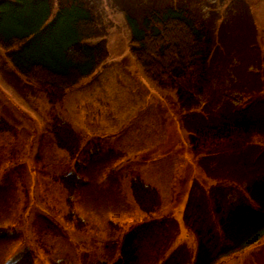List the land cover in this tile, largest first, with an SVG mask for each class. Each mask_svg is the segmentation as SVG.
Wrapping results in <instances>:
<instances>
[{
    "label": "rangeland",
    "instance_id": "obj_1",
    "mask_svg": "<svg viewBox=\"0 0 264 264\" xmlns=\"http://www.w3.org/2000/svg\"><path fill=\"white\" fill-rule=\"evenodd\" d=\"M53 1L50 20L58 10ZM86 1L97 13L102 35L96 39H104L107 55L56 108L81 135L74 158L55 143L52 110L42 91L25 82L0 49V119L11 127L0 131V229L5 230L0 264L13 263L25 250L34 264L110 263L126 230L148 217L168 227L161 264H191L197 240L184 217L197 210L202 224L218 234L212 199L246 197L242 183L253 169L264 175V156L253 163L247 152L249 142L264 151V126L247 143L225 147L214 157L195 156L186 113L174 93L151 82L130 52L125 15L129 8L142 14L154 5L184 3L191 16L213 29L214 45L229 56H217L218 72L202 94L203 103L220 97L209 105L214 104L209 115L235 114L223 98L228 94L235 108L251 101L249 108L257 109L252 115L259 113L264 123V0ZM67 172L81 179L71 192L58 181ZM135 177L157 190L158 211L146 213L136 204L130 189ZM215 264H264V237Z\"/></svg>",
    "mask_w": 264,
    "mask_h": 264
},
{
    "label": "trees",
    "instance_id": "obj_2",
    "mask_svg": "<svg viewBox=\"0 0 264 264\" xmlns=\"http://www.w3.org/2000/svg\"><path fill=\"white\" fill-rule=\"evenodd\" d=\"M53 2L0 0V49L19 76L42 91L52 110L51 131L55 143L74 158L81 148V135L56 108L62 106L68 90L100 67L107 52L104 39H96L101 37L102 30L90 2L56 0L58 10L50 20ZM154 6L142 14L127 9L125 20L130 30V52L151 82L174 93L180 109L186 113L183 116L190 130L188 144L191 152L203 159L214 157L225 147H237L247 143L250 136L261 134L264 123L259 113L252 115V110L257 112V109L249 108L251 101L244 107L235 108L233 99L226 94L223 98L228 99L235 114L223 115L215 110L213 117L209 115L208 107L217 105L220 97L211 96L203 103L202 94L214 73L218 72L215 70L217 56L229 58L227 52L214 45L213 29L191 16L184 3L181 6H172L171 3L159 6L161 8ZM211 102L214 104L209 106ZM204 105L207 112L201 108ZM10 128L0 119V131ZM250 143L252 150L247 152L252 153L254 163V160L263 158L264 151L256 150ZM204 166L207 175L214 177L213 169L209 170L205 163ZM58 181L71 192L81 179L75 172H67ZM242 184L246 197L232 201L227 196L223 202L212 199L214 213L218 215L217 235L202 224L199 211L184 217L185 226L197 240L191 264H215L221 257L238 252L264 237V175L256 174L253 169ZM130 189L142 211L156 212L161 207L157 190L141 178H132ZM4 235L5 230L0 229V237ZM168 235L164 220L148 217L122 235L116 259L96 264H161L169 245ZM11 264H34L32 253L25 250ZM54 264L67 263L60 260Z\"/></svg>",
    "mask_w": 264,
    "mask_h": 264
}]
</instances>
